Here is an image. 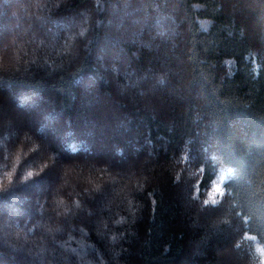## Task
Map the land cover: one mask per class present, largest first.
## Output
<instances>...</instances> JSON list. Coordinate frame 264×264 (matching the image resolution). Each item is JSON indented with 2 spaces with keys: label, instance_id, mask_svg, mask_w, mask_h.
<instances>
[{
  "label": "trees",
  "instance_id": "16d2710c",
  "mask_svg": "<svg viewBox=\"0 0 264 264\" xmlns=\"http://www.w3.org/2000/svg\"><path fill=\"white\" fill-rule=\"evenodd\" d=\"M151 1L134 0L133 4L140 9L152 7ZM155 1L159 5L161 0ZM113 5L119 6L117 0H51L45 4L47 13L40 11L44 19L76 22L87 12L93 15L92 23L82 27L81 37L76 36L77 30L59 29L62 37L52 50L48 49L50 39L40 35L39 47L29 45L25 51H16L22 59L17 70L1 64L8 48L2 49L0 43V84L12 89L18 107L32 105L40 95L47 100L44 106L52 104L56 114H63L56 128L59 138L51 136L45 122L17 138H10L7 131L3 135L0 126V138L8 135L10 140L0 147V203L16 213L18 228L23 230L20 235L34 237V247L44 253L36 263L0 245V261L202 262V257L190 256L187 247L190 227L177 191L185 183L189 199L198 209L232 211L233 218L227 220L238 225L232 248L243 260L240 264H260L264 261V252L260 251L264 247V10L242 8L224 0H164L156 12L153 7L147 11L150 23H155L158 12L179 22L172 34L180 25L183 39H177L176 44L182 48L175 52V46L167 45L170 52L167 50L158 60L147 49L125 43L133 61L130 68L148 74L149 68L168 62L171 69H166L165 75L177 88L173 93L163 88L159 95L165 101L152 98L154 110H145L139 103L138 90L146 82L144 78L130 93L137 102L117 94L118 110L143 122L140 130L147 144L142 153L148 158L152 153L155 156L152 169L125 171L115 160L104 163L91 156L95 151L93 140L82 133L85 125L77 115L83 92L80 83L87 77L97 79L102 95L116 94L111 78L102 73L93 52L106 35L103 26L110 19ZM176 55L183 58L182 65L175 62ZM122 77L128 78L127 74ZM157 101L165 110L158 111ZM204 121L208 127L202 138ZM46 133L51 139L44 146L41 136ZM209 139L215 147L208 148ZM205 149L210 150L204 155ZM124 152L123 145L118 144L115 155ZM157 165L161 173L153 176ZM54 166L57 170L48 178ZM29 171L36 174L35 178L25 182L22 178ZM9 172L14 176L11 182ZM221 174L226 175L221 185L227 195L218 206H205L203 201L211 199L209 192ZM44 178L51 182L60 178L63 187L45 196L49 199V223L42 228L37 217H25L23 213L27 205L24 198L36 197L34 185ZM98 204L105 209L101 217ZM18 234L15 229V240ZM7 239L24 247L32 245L25 240L18 244L10 235Z\"/></svg>",
  "mask_w": 264,
  "mask_h": 264
},
{
  "label": "rangeland",
  "instance_id": "374dc122",
  "mask_svg": "<svg viewBox=\"0 0 264 264\" xmlns=\"http://www.w3.org/2000/svg\"><path fill=\"white\" fill-rule=\"evenodd\" d=\"M133 1L134 0H117L119 6L113 5V12L110 14V19L103 26L106 35L101 45L93 51L101 66L102 73L111 78L112 87L116 94L108 97L102 95L97 88V79L91 76L87 77L85 79L86 82L83 80L80 83L83 92L78 100L81 109L77 114L85 125L83 130H81L82 133L93 140L95 151L91 156H96V159L103 160L104 163L115 160L119 167L125 171L137 167L149 170L152 165L155 166V156L153 153L151 155L148 154L150 155L148 158L142 153L147 144L140 130L143 122L139 117H130L118 110L117 104H115L117 94L124 97L127 96L130 101L137 102L135 96H131L130 93L132 89L139 87L138 84L141 82V79L144 78L146 82L142 83L138 90L140 96L139 103H141L142 106L144 105L143 108L145 110H154L156 108V103L152 98L156 97V99L159 98L165 101L159 95L164 91L163 88H165L167 92L173 93L177 86H172L170 78L165 75L166 69H171L168 67V62H166L165 65V61L149 68L150 71L148 74L141 72L136 73L130 68V64H132L133 61L124 45L125 43L133 42L135 46L145 50L147 49V51L151 52L155 58L159 60V57L163 58L166 56V51H169L171 48H168V46H172L173 49L175 46V52L179 50V48H182V46H179L176 42H178L177 39H183L179 29L180 25L172 34L174 27L178 25L176 24L178 21H175L173 17L167 13H155L158 7L164 4V0H161L159 5L155 3V0L150 2L153 10H155V19H157L154 24L150 23L151 18L147 12L152 8L151 5L139 9L135 8ZM224 1L242 8L264 10L263 0ZM50 2L51 0H0V43L2 44V49L8 48L7 52L4 53L5 57L3 63H1L2 65H12V70H17V66L22 59H19V55L17 56L16 51H25L26 47L29 45L34 48L39 47L37 45L41 37L40 35L46 37V39H50L49 41L51 42L48 43V49L52 50L54 48L53 45H57L62 37V35L60 36L59 29L63 31L77 30L76 36L81 37L82 27L92 23L93 15L87 12L83 13L82 19L78 17L76 22L71 20L68 21L67 19L60 21L44 19L40 11L43 9L47 13L45 4L47 5ZM162 15L164 16L162 17ZM160 16L162 18H160ZM149 30H151L152 33H150ZM161 39L164 42H159ZM177 56L178 55L175 56V62L182 65L184 63L183 58ZM174 68L179 69L180 67L178 68L176 66ZM123 74H127L128 78H123ZM15 100L12 89L7 85L4 86L0 84V126L2 125L1 132L3 135L4 132L7 131L9 132L10 138H17V136L24 134L28 129L35 131V128L45 122L46 127L49 126V133L51 136L59 138L56 128L60 125L63 114H56L55 110L52 108V104L44 106L43 104L47 103V100L39 95L35 101L31 102L33 103L32 105L21 109L18 107ZM158 102L159 101H157L158 111L165 110V106H159L160 102ZM96 115H98V117ZM99 116L103 118H99ZM74 124L73 122L68 128L70 129ZM207 127L208 122L204 121L200 128L202 138L206 136L205 132ZM63 130H65L64 127L62 128V131ZM49 133L41 136L45 141L44 146H47L46 144L49 143L48 139H51L49 138ZM63 136L64 135L61 133V137ZM8 138V135L0 138V147L4 146V141H10ZM209 141L210 145L208 148L215 147L214 142L210 139ZM118 144L123 145L125 148V152L121 156L115 155V148ZM150 150L151 149L148 147V153L152 151ZM156 150L157 149H155V153ZM207 150L210 149H205L204 155ZM56 167L57 166H54L49 170L47 175L48 178L53 177L52 173L57 170ZM154 170V174L151 172L153 176H158L161 173L160 166ZM225 176V174H221L219 179L213 184L209 194L212 193L215 185H221ZM53 182L46 178L40 180L34 185L35 190H37L35 191L36 197L33 199L24 198L27 204L26 210L23 213L24 216L29 218L37 217L38 226L42 228H45L46 224L49 223V214H46L49 212L47 206L49 199H45V196L47 195L48 198L49 195H52V192H57L63 187L62 179L59 178V180ZM177 189L179 201L186 214V222H188L190 227V235L187 242L189 255L203 258L202 262L197 263L195 260L187 259L188 261H182L181 264H240L239 261L243 262V260H240V255L232 248V237L238 230L237 224L232 225V222L227 220V217L233 218L234 214L232 211L229 208L225 210L224 213L223 210H221V213L202 211L190 201L188 187L185 183H182ZM43 200H45V203L41 204ZM101 205L102 204H98V210L100 211L98 213L100 217L102 216V211L105 210L104 206ZM33 212H35V214ZM3 217H6V222L2 220ZM99 223H101V220L97 221V225H99ZM18 225L19 219L16 213L0 203V245L9 247L13 252L21 256L26 255L32 260L35 259L37 263L38 256H43L44 253L42 251H37L34 247V237L27 235L23 237V235H20L23 230L20 231ZM15 229L19 232V234L16 235L18 238L17 240H15ZM9 235L13 237V240L18 244L24 243L25 240L31 242L32 245L30 246L29 244V246L24 247L21 244H13L7 239ZM207 254L211 255L207 257ZM0 264L8 263L1 260ZM13 264L18 263L15 262ZM32 264H35V262L33 263L32 261Z\"/></svg>",
  "mask_w": 264,
  "mask_h": 264
},
{
  "label": "snow or ice",
  "instance_id": "6c2138e0",
  "mask_svg": "<svg viewBox=\"0 0 264 264\" xmlns=\"http://www.w3.org/2000/svg\"><path fill=\"white\" fill-rule=\"evenodd\" d=\"M45 167H47V165ZM7 175H8L9 181L11 182L14 179L13 173L9 172ZM33 175H35V173L32 171H29V172H27V174L25 176H23L22 179L25 181L28 178L32 177ZM210 195H211V199L203 201L204 205L205 206H208V205L218 206L220 203H222L223 197H225L227 195V190L225 189L224 186L217 184L214 186L213 191ZM217 197H220L221 199L217 200ZM77 203H79V202H77ZM260 251L264 252V247H262L260 249ZM260 264H264V261L260 260Z\"/></svg>",
  "mask_w": 264,
  "mask_h": 264
},
{
  "label": "clouds",
  "instance_id": "9594fccd",
  "mask_svg": "<svg viewBox=\"0 0 264 264\" xmlns=\"http://www.w3.org/2000/svg\"><path fill=\"white\" fill-rule=\"evenodd\" d=\"M42 173V172H41ZM40 173V174H41ZM36 175V174H35ZM35 175H33L32 177H30V178H28L27 180H25V182H27L29 179H33V178H35Z\"/></svg>",
  "mask_w": 264,
  "mask_h": 264
}]
</instances>
